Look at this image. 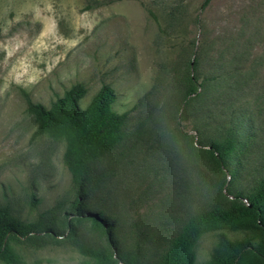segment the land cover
I'll list each match as a JSON object with an SVG mask.
<instances>
[{
	"label": "rangeland",
	"instance_id": "1",
	"mask_svg": "<svg viewBox=\"0 0 264 264\" xmlns=\"http://www.w3.org/2000/svg\"><path fill=\"white\" fill-rule=\"evenodd\" d=\"M203 1L0 0V205L24 221L69 218L74 188L61 163L64 144L31 138L36 125L21 91L48 109L76 83L85 88L82 109L108 85L112 110L126 115L123 139L89 164L99 175L89 211L113 223L131 264H160L198 212L228 206L237 194L246 204L264 178V0H208L201 8ZM199 50L198 73L218 69L228 78L185 104L183 76ZM230 120L253 137L236 153L227 194L221 183L229 178L214 172L204 145ZM234 225L201 230L192 264L207 261L217 234L241 239ZM76 226L84 246L105 245L88 222ZM69 237L39 233L10 243L11 264H93Z\"/></svg>",
	"mask_w": 264,
	"mask_h": 264
},
{
	"label": "trees",
	"instance_id": "2",
	"mask_svg": "<svg viewBox=\"0 0 264 264\" xmlns=\"http://www.w3.org/2000/svg\"><path fill=\"white\" fill-rule=\"evenodd\" d=\"M208 0L201 4L203 8ZM148 14L155 20L154 15ZM173 19L174 17L171 16ZM200 50L195 51L193 59L188 63L191 73L183 76V102L202 95L211 81L219 85L225 82L228 76L211 70L210 75L198 73L200 64ZM196 89H202L196 93ZM85 94L82 84L76 83L56 98L48 109L41 104L33 103L28 95L21 91L24 101V112L30 115L36 125L31 138L47 136L53 141L64 144L61 163L69 175L74 188V196L70 201L65 216L52 225L41 215L32 221H24L15 217L7 205H0V263L11 264L13 257L9 251V244H20L22 240L39 233H50L53 236H62L68 232L69 244L77 252L93 264H131L112 234L113 223L99 211H89V196L99 182V175L89 169V164L95 159L111 151L124 136L122 125L125 114H118L112 110L115 95L108 85H102L91 97L85 108L79 106ZM231 121L220 131L217 137L208 141L205 152L215 173L226 174L224 180L225 192L228 186L236 179L239 160L236 153L244 148L245 141L253 137L243 126ZM200 143V141H199ZM234 201L225 207L213 206L208 210L198 212L189 217L184 223L181 232L171 241L160 264H192L194 253L191 244L197 234L212 224L233 223L231 230H241V239L230 240L224 233L216 235V244L210 250L208 259L203 264H264V178L258 180L252 194L246 196V204L235 202L240 195L233 196ZM34 202L31 197L30 203ZM244 219L242 223L238 220ZM86 221L93 230L104 238L105 245L98 248L86 247L75 233L77 223ZM50 242H54L53 239ZM114 256V258H113Z\"/></svg>",
	"mask_w": 264,
	"mask_h": 264
}]
</instances>
